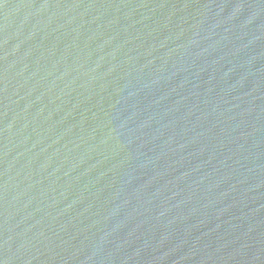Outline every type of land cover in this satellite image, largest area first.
<instances>
[{
    "label": "water",
    "instance_id": "1",
    "mask_svg": "<svg viewBox=\"0 0 264 264\" xmlns=\"http://www.w3.org/2000/svg\"><path fill=\"white\" fill-rule=\"evenodd\" d=\"M0 264H264V0H0Z\"/></svg>",
    "mask_w": 264,
    "mask_h": 264
}]
</instances>
